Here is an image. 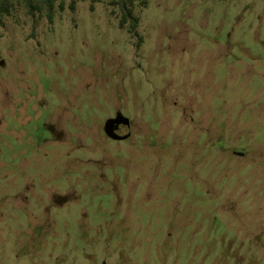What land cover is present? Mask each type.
<instances>
[{"label": "rangeland", "instance_id": "obj_1", "mask_svg": "<svg viewBox=\"0 0 264 264\" xmlns=\"http://www.w3.org/2000/svg\"><path fill=\"white\" fill-rule=\"evenodd\" d=\"M116 2L0 8V264H264V0Z\"/></svg>", "mask_w": 264, "mask_h": 264}, {"label": "trees", "instance_id": "obj_2", "mask_svg": "<svg viewBox=\"0 0 264 264\" xmlns=\"http://www.w3.org/2000/svg\"><path fill=\"white\" fill-rule=\"evenodd\" d=\"M14 0H1V12L8 13L10 10L11 2ZM31 9L32 12H42L43 9L47 8V18L50 23L53 22V10L54 3L59 0H22ZM137 0H117L118 6L122 12L121 27H124L128 23L130 24V30L133 32L137 29L139 19L134 15V6ZM72 11L75 10V2L70 5Z\"/></svg>", "mask_w": 264, "mask_h": 264}, {"label": "water", "instance_id": "obj_3", "mask_svg": "<svg viewBox=\"0 0 264 264\" xmlns=\"http://www.w3.org/2000/svg\"><path fill=\"white\" fill-rule=\"evenodd\" d=\"M114 123H121L123 126H126V127L130 126V121L128 119L119 118L117 120H111L107 123V126H106V132L109 134V136L111 135L110 131L113 130L112 125Z\"/></svg>", "mask_w": 264, "mask_h": 264}, {"label": "flooded vegetation", "instance_id": "obj_4", "mask_svg": "<svg viewBox=\"0 0 264 264\" xmlns=\"http://www.w3.org/2000/svg\"><path fill=\"white\" fill-rule=\"evenodd\" d=\"M121 125H122L121 123H114V124L112 125L113 130L110 131L111 136H113L114 138H118V139H119V136H118L117 134H115L114 131H115L116 129L120 128Z\"/></svg>", "mask_w": 264, "mask_h": 264}]
</instances>
